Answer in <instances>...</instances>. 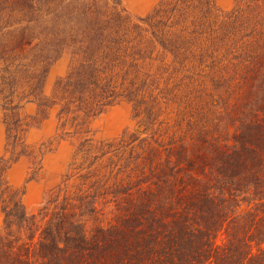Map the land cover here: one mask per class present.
<instances>
[{
    "label": "trees",
    "instance_id": "1",
    "mask_svg": "<svg viewBox=\"0 0 264 264\" xmlns=\"http://www.w3.org/2000/svg\"><path fill=\"white\" fill-rule=\"evenodd\" d=\"M0 95L12 153L26 103L74 134L122 100L136 125L85 138L35 211L0 156V264H264V0L142 18L121 0H0Z\"/></svg>",
    "mask_w": 264,
    "mask_h": 264
},
{
    "label": "rangeland",
    "instance_id": "2",
    "mask_svg": "<svg viewBox=\"0 0 264 264\" xmlns=\"http://www.w3.org/2000/svg\"><path fill=\"white\" fill-rule=\"evenodd\" d=\"M121 1L132 16L142 18L151 12L161 0ZM214 4L220 10H226L231 6L232 0H214ZM147 65L145 63L146 67ZM65 68V58L59 59L50 68L45 82L46 92H49L54 78L62 75ZM55 110L53 108L48 116L34 120L31 117L35 114V105L24 104L19 109L18 115L21 121L27 122L21 133L24 151L21 146L17 145L12 153L10 152L11 146H7L6 143L4 110L0 108V156H5L4 158L8 161L4 172L5 180L12 189L21 193V199L27 211H35L44 192L61 179L73 161L79 160V154L76 151L85 138L91 143L107 142L119 138L125 131L131 132L136 126L135 120L132 119L131 103L122 100L104 107L98 115L86 120L84 126L74 134H71L74 128L69 124L63 128L60 126ZM20 148L23 153L15 159Z\"/></svg>",
    "mask_w": 264,
    "mask_h": 264
}]
</instances>
